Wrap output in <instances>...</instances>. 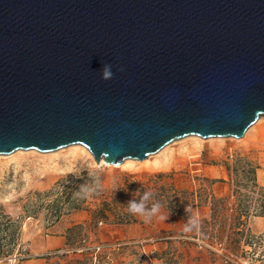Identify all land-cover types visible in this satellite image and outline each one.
I'll list each match as a JSON object with an SVG mask.
<instances>
[{
	"label": "water",
	"instance_id": "obj_1",
	"mask_svg": "<svg viewBox=\"0 0 264 264\" xmlns=\"http://www.w3.org/2000/svg\"><path fill=\"white\" fill-rule=\"evenodd\" d=\"M263 115L264 0H0V155L116 166Z\"/></svg>",
	"mask_w": 264,
	"mask_h": 264
},
{
	"label": "rangeland",
	"instance_id": "obj_2",
	"mask_svg": "<svg viewBox=\"0 0 264 264\" xmlns=\"http://www.w3.org/2000/svg\"><path fill=\"white\" fill-rule=\"evenodd\" d=\"M84 148L0 155V214L17 222L15 227L0 225V244L13 250L0 256V264L36 259L46 264H264V217L254 216L260 195L246 186V179L235 187L227 171L238 155L250 154L261 165L258 181L264 186V115L240 139L188 136L143 161L127 163L133 172L123 164L103 166L101 188L82 198L76 195L81 186L95 182L91 166H100ZM145 191L154 193L146 206L161 201L167 220L153 217L145 223L128 212L127 202ZM212 197L227 199L216 221L228 225L235 221L233 206L243 202L250 207L242 219L248 232L236 250L228 249L227 239L211 243L197 236L200 221L211 219ZM177 201L188 203L189 217L171 212L170 203ZM100 207L108 220L93 219L92 211ZM130 214L135 221L117 223ZM193 215L198 225L186 232ZM14 236L16 245L11 244ZM59 237L62 243L48 246Z\"/></svg>",
	"mask_w": 264,
	"mask_h": 264
},
{
	"label": "trees",
	"instance_id": "obj_3",
	"mask_svg": "<svg viewBox=\"0 0 264 264\" xmlns=\"http://www.w3.org/2000/svg\"><path fill=\"white\" fill-rule=\"evenodd\" d=\"M234 162L233 167L231 165H227L229 176L232 179L235 178L234 182L235 187L237 188L242 187V183H240L239 179L248 180L246 186L253 187L260 195V197L256 200L257 207L254 211V216L264 217V186L260 185L258 181V172L261 170L259 161L255 160L250 154H248L244 156L238 155ZM235 193L238 192L235 190ZM225 203H227V199H216L215 197H212L211 219H202L200 221L197 236H200L203 240L211 243L214 241L222 242L224 239H227V241H230L228 249L236 250L241 244V238L245 237L248 232L246 222L242 219L250 214V207L245 205L243 202L239 203V205H235V207L233 206V217H235V221H233L231 225H228L227 222L216 221V218L220 216V212L226 210ZM170 204L173 206L171 207V212L175 213L177 216L189 217L190 212L185 213V208H187L188 203L177 201L175 204L173 202ZM106 212L107 211L102 207L92 211L93 219L108 220L109 217ZM133 221H135V219L131 214L117 219V223H129ZM16 224L17 222L10 219L7 215L0 214V225L15 227ZM15 233L16 230L14 235ZM11 244H17L15 236L12 238ZM245 244L248 245L246 242ZM250 246L252 247V245ZM12 251V249H5V246L0 244V256L7 257L11 255Z\"/></svg>",
	"mask_w": 264,
	"mask_h": 264
},
{
	"label": "clouds",
	"instance_id": "obj_4",
	"mask_svg": "<svg viewBox=\"0 0 264 264\" xmlns=\"http://www.w3.org/2000/svg\"><path fill=\"white\" fill-rule=\"evenodd\" d=\"M112 64L110 63H105L103 64L102 69L100 70V76L102 80H110L113 78V71H112ZM118 71H123V68H118ZM108 154L105 153L104 156L106 157ZM131 159H135L134 157H125L123 158L124 160H131ZM122 162H116V163H109V164H115L117 167L121 166ZM124 170L125 171H129V172H133L135 171V169L133 168L132 165H124ZM103 171V166H96L93 165L91 166V171L89 173L90 176L93 177L94 179V185L89 187L86 185H82L80 188V191L78 193H76L77 196L80 197H88L90 195H92L93 193H95L97 191V189L101 188V184H100V179H99V173ZM119 190V188H115L114 191ZM154 196V193L151 191H145L143 193L142 196L139 197V200L137 199H131L127 202V210L129 213L133 214V215H138L140 217L143 218V221L145 223H150L153 217H158L159 220L161 221H165L168 219V216H165L161 213V209H162V205L159 201H155L151 204V207L148 208L146 206V202L149 201V199L151 197ZM190 209L185 208V213L189 212ZM198 225V218L193 215L189 218L188 220V225L185 227L184 231H191L192 227H195Z\"/></svg>",
	"mask_w": 264,
	"mask_h": 264
},
{
	"label": "crops",
	"instance_id": "obj_5",
	"mask_svg": "<svg viewBox=\"0 0 264 264\" xmlns=\"http://www.w3.org/2000/svg\"><path fill=\"white\" fill-rule=\"evenodd\" d=\"M63 237L56 238L55 240L51 241V243H48V246L51 247L55 243L59 242L62 243ZM23 264H46L44 259H36V260H27L23 262Z\"/></svg>",
	"mask_w": 264,
	"mask_h": 264
},
{
	"label": "bare ground",
	"instance_id": "obj_6",
	"mask_svg": "<svg viewBox=\"0 0 264 264\" xmlns=\"http://www.w3.org/2000/svg\"><path fill=\"white\" fill-rule=\"evenodd\" d=\"M84 151L91 155V153H90L87 149L84 148ZM21 153H23V152H21ZM19 155H20V154H19ZM91 157H92V159H93V156H92V155H91ZM133 161H135V159L126 160V161L123 163L122 166L126 165L127 163H133ZM138 161H139V160H138ZM99 165H100V166H108V164H106L104 160H102V161L100 162Z\"/></svg>",
	"mask_w": 264,
	"mask_h": 264
},
{
	"label": "built area",
	"instance_id": "obj_7",
	"mask_svg": "<svg viewBox=\"0 0 264 264\" xmlns=\"http://www.w3.org/2000/svg\"><path fill=\"white\" fill-rule=\"evenodd\" d=\"M50 255H52V254H47L46 256H50Z\"/></svg>",
	"mask_w": 264,
	"mask_h": 264
}]
</instances>
